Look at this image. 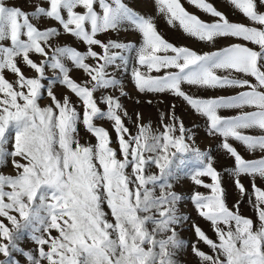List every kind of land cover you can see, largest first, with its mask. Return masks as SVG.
Masks as SVG:
<instances>
[{"label":"snow or ice","instance_id":"snow-or-ice-1","mask_svg":"<svg viewBox=\"0 0 264 264\" xmlns=\"http://www.w3.org/2000/svg\"><path fill=\"white\" fill-rule=\"evenodd\" d=\"M227 2L249 23L210 0H187L208 21L182 0H151V12L136 0H0V264H181L188 247L199 264H264V0ZM158 17L206 45L229 43L177 45ZM125 77L140 94L183 102L215 149H201L200 125L186 126L175 102L155 122L130 115ZM213 151L231 165L218 170ZM226 178L238 196L231 207ZM185 179L190 194L177 191ZM186 201L215 240L194 221L197 241L181 237ZM245 201L255 218L242 214Z\"/></svg>","mask_w":264,"mask_h":264},{"label":"rangeland","instance_id":"rangeland-1","mask_svg":"<svg viewBox=\"0 0 264 264\" xmlns=\"http://www.w3.org/2000/svg\"><path fill=\"white\" fill-rule=\"evenodd\" d=\"M210 2H212L219 10L224 11L228 15L230 20L242 22L245 24L249 23L238 11L234 10L228 4L227 0H210ZM136 3H137V6L140 8L141 11H149V12L152 11L151 0H136ZM182 3L184 4V6L186 7V9L189 12L198 15L201 19H203L205 21H208L211 19L207 14H204V13L200 12L199 10L195 9L194 7H192L191 5H189L187 3V0H182ZM157 22H158V26H159L160 31L165 36V38L168 39L170 42H173L177 45L188 46V47H190V48H192L198 52L213 51V50H216V48L225 46L227 43H229V41L220 40L215 46L206 45L202 42H198L194 38H190V37L185 36L179 28L169 27L162 18L158 17ZM101 38L103 39L104 37L101 36ZM120 38L121 39H128V40H138L137 36L129 34V33H121ZM66 39L69 43L72 42L70 37H68ZM232 42H238V41H232ZM76 46L80 50H84L83 44H78ZM89 62H91V61H89ZM23 70L25 71V74L28 76H34L35 75L34 72L28 70L27 68H24ZM47 74L49 76L52 75L51 72H48ZM6 75H7V78L9 80L14 79V77L12 75H10V74H6ZM71 75L73 76L74 79H76L78 81L86 79V77L84 76L82 71L74 69V68L71 72ZM124 80H125V90L130 93V96L129 97H122L121 100H122V103L124 104L125 108L128 110L130 115H132L134 112L139 111V112H142L146 118L151 117V119L155 122L157 120L158 111L164 110L166 106L175 102L177 104V114L180 115L184 119L186 126H191L192 124L200 125V129H199V132L197 135V143L201 147V149H208V148L215 149V146L218 143V138L209 137L206 134V132L204 131V125H203L202 119L200 117H198L197 115L193 114L192 111L189 108H187L186 105L183 104V102L175 100L173 97H170V96H163V95L153 96V95L140 94L135 90L134 85L131 83V81L128 77H125ZM189 90L191 92L195 93L196 95H199V96H202L205 98L213 97V96H217V95L230 94V93H226L223 91L211 90V89L197 90L195 88H191ZM55 91H56V94L58 97L61 96L62 94H68L67 90L61 86H57ZM111 94L118 96L119 91L116 90L114 92H111ZM45 97H46V93H45ZM73 100L74 101L76 100V98L74 96H73ZM147 100H152V104L146 103ZM137 101H139V103H137ZM161 101H163V103H161ZM47 103H48L47 98L41 100L42 105L47 104ZM77 106L79 107L78 104H77ZM157 106H159V107H157ZM223 114L234 115L235 113L228 111V112H225ZM133 119H134V116H133ZM97 123L102 124L106 128H109L108 124L104 121H98ZM128 123H129V126L132 127L134 130V126L132 125L131 121H129ZM109 131L111 132V128H109ZM82 136L84 137V139H88L93 143L95 142L94 138H91L87 134L83 133V131H82ZM113 139H115L114 133H113ZM82 142H83V140H82ZM236 146H237L238 150L241 151V153L246 158H253V156L251 154H249L248 152H246L242 146H240L238 144ZM213 155L217 157L216 167L218 168V170H222L225 166H230L232 163V161L228 157L221 155L219 152L213 151ZM256 155H259V153H257ZM7 171H11V169H8ZM205 180H206V182H210L207 180V178H205ZM244 182H245V184L248 183L247 180H245ZM257 183H259V181ZM225 187H226L227 192H228V201L227 202L229 204V207H231L233 205V203L236 201V199L238 198L237 192L234 189L230 180H228L227 178L225 179ZM193 190H194V185L188 179H185L183 181V183L180 186H178V188H177V191L183 192L185 194H190ZM195 190H198L201 192L206 191L203 188H195ZM181 210L183 212L187 213L191 217V221H189L187 224H185L184 229L181 231V237L182 238H184L190 242H196L197 241V237L195 236V233L191 227V222L194 221L197 224H199V226L206 232V234L210 238H212L213 240L216 239L215 234L211 230L210 223L203 220V218L198 216L197 212L195 211V209H194V207L190 201H186L184 204H182ZM240 210H241L243 215H245L247 217L255 218L253 209L251 208V206L246 201L241 205ZM198 247L202 251H204L205 253L211 254L210 248L207 245H205L203 242H200L198 244ZM0 259H3V257H0ZM179 260H180L181 264H199L198 258L192 253L191 247H188L186 251H184L180 254Z\"/></svg>","mask_w":264,"mask_h":264}]
</instances>
